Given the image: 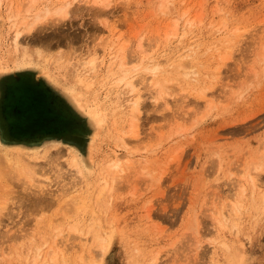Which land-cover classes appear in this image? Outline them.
I'll use <instances>...</instances> for the list:
<instances>
[{"label":"rangeland","instance_id":"rangeland-1","mask_svg":"<svg viewBox=\"0 0 264 264\" xmlns=\"http://www.w3.org/2000/svg\"><path fill=\"white\" fill-rule=\"evenodd\" d=\"M9 1L0 0V14L5 17L28 3ZM46 1L42 0L37 10L65 2L70 6L69 16L54 25L38 27L31 34L24 33L18 47L12 23L0 24V143L14 145L6 131L2 104L6 84L20 71L41 79L56 93L62 108L84 121L86 134L89 121L83 113L79 116L71 103V89L81 90L86 101L90 100V108L101 105L108 116L107 125L96 140L94 152L89 151L90 137L82 134L67 136V140L43 136L21 144L26 149H38L21 155L35 165L41 185L30 186L19 180L18 172L10 170L12 179L8 177L5 182L6 187L10 182L6 194L12 191V196L6 201L3 197L7 196L0 193V264H32L37 248H43L47 240L45 252L55 244L65 251L63 244L68 239L81 245L78 234L70 232L76 224L85 233L98 224L113 235L104 264H213L211 258L218 264H264V200L254 198L249 180L259 178L264 191V171L255 169L264 163V0H104L99 5L92 4L94 0ZM164 4L169 5L168 12ZM189 20L194 24L189 25ZM176 24L179 36L172 35ZM110 30L118 39L121 36L118 47L128 45L129 57L142 44L145 51H156L163 65L170 58L174 62L184 60L197 72L189 80L180 81L182 84L172 82L169 94L157 102L151 97L157 90L140 84L145 107L138 137L130 133V96L120 95V86L115 79L106 78L105 68L83 85L77 76L80 71L81 75L85 73L83 63L94 52L101 55L104 45L108 43L109 48L116 42V37L110 38ZM187 30L188 36L184 35ZM151 39L153 47L149 48ZM41 40L45 44L41 45ZM188 53L187 59H176ZM61 58L68 61L61 65ZM137 73L133 72L136 82L144 81L145 75ZM201 90H206L205 99L200 97ZM118 134L133 155L110 204L103 209L91 200L77 215L69 213L67 201L77 195L91 197L99 169L113 160L115 150L123 154ZM69 147L86 158L89 154L93 157L92 172L76 191L70 190L74 180L71 168L67 169L64 158L57 155L58 148L65 153ZM9 151L8 156L14 158L16 151ZM4 152L0 146V169L8 161ZM243 183L248 192L241 199V210L232 216L229 207ZM216 216L225 228L219 229ZM223 242L226 247H222ZM93 243L90 236L87 248L91 249ZM75 252L66 254L72 264Z\"/></svg>","mask_w":264,"mask_h":264},{"label":"bare ground","instance_id":"bare-ground-1","mask_svg":"<svg viewBox=\"0 0 264 264\" xmlns=\"http://www.w3.org/2000/svg\"><path fill=\"white\" fill-rule=\"evenodd\" d=\"M7 1L10 2L9 0H7ZM47 1L45 2L46 4L48 3ZM62 1H67V0H62ZM27 2H28L27 5L25 4L26 5L25 6L26 8L18 9V11L15 12V13L12 11L13 13H11V14L8 13L7 17H5L2 14H0V24L3 25L6 22L7 23L10 22V23H12V26L16 30L15 31L16 32V40H15L16 46L15 47H18L20 45V42L21 41L19 42V38L24 33L31 34L38 27H42L43 25H54L57 22L64 21L69 16L70 6L68 8V6L65 5V2H60L55 7H53V8H51V7L49 8L48 7L46 9H44V10L40 9V7L37 10V7L42 2V0H28ZM2 3H3V1H2ZM103 3H105L104 0H94V2L92 4L99 5V4H103ZM12 4H13V1H12ZM9 6H8V8H9ZM13 6H15V5H13ZM168 8H169V5L164 4L163 9H165L167 11ZM35 10H37V12L35 13L34 16H31V14H33V12ZM9 11H10V9H9ZM100 14H102V13H100ZM185 14H187V12ZM184 22H185V20H184ZM188 23H189V25H193L194 24V20H192V21L189 20ZM108 30H109V28H108ZM189 32H191V31H189ZM108 33H110V38L116 37V39H117L116 42L114 41V43H113L112 42L113 40H112L110 43L111 44L113 43V45L112 46L110 45L109 48L107 47L108 46V43H107V45H104L106 48H104V50H103V52H104V53H102L103 55L102 54L100 55L97 52H94L93 55L91 56V58L90 59L88 58L89 60L84 61V63H83L84 68H82V69H84L83 72H85V73L81 75L80 72H82V71H80L79 73L77 72L78 74H80V75L77 74V76L80 79V83L83 85L84 81L89 80V78H91L92 75L98 74L101 68H105V70H106L105 71L106 78H108V79H110V78L111 79H115L117 85L120 86V92H119L120 95H126L127 94V95L130 96L129 97L130 99L128 100V106H127L129 108L128 111H127V113L129 114V117H130V120L129 121H130V124H131V125L129 124L130 125L129 127L131 128L130 133H131V135L133 137H138L139 136V133H138L139 123H140V120H141V115L143 113V108L145 107L144 104H143L142 89L140 87L141 86L140 84H142L143 86L145 85L144 87L147 88L148 90H151V89H152V91H153V89L154 90H157L156 91V94L153 93L154 91L151 93L152 99L155 102H157L160 98L165 99V96H167L169 94V91L172 89L171 88V83L172 82H174V83L176 82L177 83V82H180V81L182 82V81L189 80L192 76L197 75V72H193L192 71V67H190L186 62H184V60L183 61L180 60L179 62L178 61L177 62H174L176 60L173 61V59L170 58L171 56L169 57L170 59H168V60L166 59L165 62L167 64L166 65H163L161 63V61L158 60V57H156V54H155L156 51H153V52L149 53V52H147V51L144 50V47H143L142 44L140 45V48L138 47L139 48V51H138L139 53L137 52L136 53L137 55L136 54L135 55L132 54L129 57L128 56L129 54H127V46H128L127 44H123L120 47L117 46V45H119V43H121L119 41V39H120L121 36H119V39H118L113 30H110ZM187 34H188V30H187V32L184 35H187ZM172 35L173 36H177L178 35L177 34V24L175 26V30L173 31ZM152 39L148 41L149 42V48H152L153 47V40ZM231 41H233V40H231ZM40 44L43 45L45 43H43V41L41 40L40 41ZM188 54L186 56H184V54H181L180 56H177L176 59L177 58H181V59L182 58H186L187 59V57H190V54L189 55ZM67 61H68L67 59L61 58L60 59V64L63 65ZM46 68L48 70V67H46ZM193 70H194V68H193ZM194 71H196V70H194ZM32 72H33V70H32ZM133 72H136V73L138 72L140 74L142 73L143 75H145V76H143L144 81L142 80V82L140 81L139 83H137L136 80H135L136 75L134 76ZM102 80H103V78H102ZM24 81L25 82L27 81L26 83H28L30 85H33L36 88H42V87H44V84L41 81V79H39V78H33L29 73L21 72V71H20L19 74H17V76L15 77V79L12 82H10L9 84L7 83L6 85L7 86L16 85V87L19 88V87H21V85H19V84L20 83H24ZM181 82H180V84H182ZM16 83H18V84H16ZM48 86H49V84H48ZM85 87H87L88 89H90V87L88 86V84H86ZM19 89H22V87L19 88ZM43 89H45V88H43ZM70 89L71 88H69V90ZM117 89H118V87H117ZM39 90L36 89V91H39ZM42 90H41V92H42ZM203 90H201V92L199 91L200 92L201 99H205V91L206 90L205 91H203ZM45 92H46V90H45ZM69 92H70L69 93V96H70L71 103H73V105L78 109L79 116H81L80 115V112H81V113L84 114L86 120L89 121L88 133L86 134L85 131H84V121L82 119L76 117L75 116L76 115L75 113H74L75 115L70 114V113H64L65 111L63 112L62 106L59 104V102L57 101V99L55 98V96L51 92L52 99H53V104H54L53 110L57 114H60L61 118L64 117V121L61 120L60 123H56L58 125L55 128L51 126L52 123H53V121L51 122V125L50 126L52 128H54V131H53V129L51 131L52 132L51 135L58 137L59 140H67L66 137L68 135L69 136H72V137H75L76 135H79V134L85 135L87 137H90L89 151L94 152L95 146H96V140L99 137V135L101 133V130H104V127L107 125V121H106V116L107 115L105 114L106 111H105V109H103L101 107V105L98 106L95 109L90 108L89 107L90 104H88V102L90 100L88 102L86 101L85 95L81 92V90H79V89L78 90H76V89H73L72 90L71 89ZM33 93H35V92H33ZM46 93H48V92H46ZM31 95H33V94H31ZM42 95H39V97H41ZM12 96H13V94H12ZM39 97H38V100H41L42 98L39 99ZM61 97H63V96H61ZM8 99L11 100L10 98H8ZM49 99L50 98L48 97V100ZM61 99H63V98H61ZM161 101H163V100H161ZM7 102H8V100H7ZM50 103H51V100H50ZM6 104L7 103H5V105ZM47 106H48V103H47ZM9 108H10V106L7 107L8 113L12 109V108H10V109ZM13 109H15V108H13ZM16 109H18V108H16ZM121 109H122V107H121ZM12 110H11V112H12ZM18 110H20V109H18ZM47 110H49V109H47ZM49 111H51V110H49ZM5 113H6L5 115L8 114L7 111H5ZM52 113H51V116H54L56 114V113L55 114L53 113L54 115H52ZM14 114H11V115L13 116ZM18 114L19 113L16 112L15 115H18ZM19 116L22 117V115H19ZM56 116H58V115H56ZM81 117H83V116H81ZM10 118L12 120V117H10ZM51 119H50V121H51ZM127 123H129V122H127ZM112 126H114V125H112ZM113 129H114V127H113ZM27 130L28 129H26L25 131L27 132ZM6 131L8 133V136L10 137V139L14 142V145H16V146H14V145L13 146L12 145H8L4 141H3V143H0V146L2 148H4V150H5V152H4V154H5L4 155V158L5 159L7 158L6 160H8V161H6L7 164L3 168L0 169V193H3V195L5 194L7 196V194H6V193H8L7 187L9 188L10 182L9 183L7 182V184H9V185L6 187V182L5 181H6V178H8V177H9V179H12V177L9 176L10 173H11L10 172L11 169H12V171L14 169V171L16 173L18 172V174H19L18 176L20 177L19 180L21 179L26 184L28 183V184H30V186L32 184V186H37V187H39L41 185V183L36 178L37 171L34 168L35 165L32 166L33 163H31V165H30V162L31 161H28L29 162L28 163L27 162V159L28 158H25V160L27 162L26 163L25 160L22 158L23 155H21V152L25 153V151H26V152H33V153H35V152L38 151V149H33V148L26 149L25 148L26 146L23 147L21 144H23V142L26 143L27 141L38 140V138H41V137L45 136L44 134H46L47 131L45 133H44V131H41L40 129L33 130V131L29 132V133H23L25 131H23V132L21 131L20 133H15L17 130L14 131V133L11 132V130H6ZM123 131H126V130H123ZM118 132H119V130H118ZM127 133H129V132H127ZM117 136H119V134ZM117 139L121 143L118 147H119L120 151L123 152V154L120 155L119 152H118L119 150L118 151L115 150L114 151V153H115L114 155L115 156H114L113 160L111 162L106 163L107 165H105L101 169H99V171L97 173V178H96L97 179L96 180L97 182H96V184L94 183L95 185L92 187V188H95V189H92V191L95 190V193L94 194L93 193L92 194H89L91 197L77 195V196L71 197L67 201L69 203V208H68V206H66V207L68 208L67 211L69 213L75 214L76 212L78 213L80 209H82V208L85 209V207H87V203H88L87 201L90 202L91 200L94 201L98 206H100V208H103V209L104 208H107L108 205L110 204V200L109 199H110L111 195H113V192H115V190H116V187H117V184H118V181H119L120 176L123 175L122 174L123 172L127 171L126 168H129L130 167V164H131V158L130 157L133 155L132 152L130 151V149L128 148V145L126 144L124 137L121 135ZM43 142H41V143H43ZM27 143H29V142H27ZM36 144H38V143H36ZM56 145H62V144L56 143ZM37 147H39V145ZM40 147H41V145H40ZM69 148L70 149H68L67 152H65V153L62 150L63 148L62 149L61 148H58L57 155H61V157L64 158L65 164L67 163V165L69 166V168H67V169H70L71 168V170H72V172L74 174L73 175L74 178L72 177L74 180L72 182V185H71L70 190H72V191L75 190L76 191L77 187L78 186H81L86 181L87 177H89L88 175L90 174V172H92V163L93 162L91 160H93V157L90 156L92 154H89V156L86 158V157L82 156L80 154V152L77 151L78 149L76 150L74 147H69ZM12 149L14 151H16V153H14V154H16V155H14V158H10L12 156H8V151L9 150H12ZM9 153H10V151H9ZM44 156H46V155L44 154ZM23 157H25V155ZM38 160H40V159H38ZM36 165H38V164H36ZM56 165H54V166H56ZM96 166H95V168H96ZM98 167H99V165H98ZM255 169L256 170H260L261 172L264 171V163H260V164L256 165L255 166ZM57 170H58V168H57ZM13 174H11V176H13ZM249 175H251V174H249ZM249 175H248V178H249ZM243 176H245V175H243ZM243 176H242V178H244ZM14 179H16L15 176H14ZM257 179L259 180V178H257ZM257 179L256 178L249 179V180H252L251 181L252 183H250L253 186L252 187V192L254 194V198L255 199H258V200L259 199H262V200H264V191L263 192L261 191V189L263 188V183L260 184ZM246 182H248V181L245 180V183ZM236 184H239V182L236 183ZM237 186H239V185H237ZM239 188H240V192H239L238 197L236 198V196H234L235 198H233V199L235 201H232L233 203H231V206L229 207V208H231L230 209L231 211H228V213L231 214L232 216H234V215L237 216V214L239 213L237 211L241 210V204H242L241 203L242 202L241 199H243V197H244V195H245V193L247 191V186L244 185V183ZM11 192L9 191V195L7 197H3L6 201L10 198V196H12ZM78 193L81 194V192H78ZM78 193H76V194H78ZM64 197H66V196H64ZM24 198H25V196H24ZM93 198H94V200H93ZM257 202H259V201H257ZM261 203L263 204V202H261ZM262 204H260V205H262ZM93 208H94V206L91 205V209L92 210H94ZM2 209L3 208L0 206V215H1ZM87 209H89V208H87ZM91 209H89V210H91ZM220 214L221 215L223 214V218L224 219L226 217L229 220L228 216H225L226 214L222 213V211L220 212ZM75 215H77V214H75ZM214 215H216V213ZM217 216H220V215L217 214ZM216 217H215V219L217 221H219V222L216 221L217 224L219 223L220 226L221 225L224 226L223 225V222H222L223 220H220L219 217H217V218ZM50 218H51V216H50ZM218 218H219V220H218ZM93 224H94V222H93ZM76 225L75 226H72L70 228V232H74L75 234H78V236L80 237L81 242H82L81 245H79V243L77 244V241H75L73 239H68V241L64 242V244H63L65 251L64 250H60V248L57 247L58 244L57 245L56 244L55 245L53 244L54 247L53 246L50 247L49 250L47 252H45L43 248H46L45 245L46 246H49V245H47V244H49V241L48 240L47 241H44L43 248L42 247H38L37 250H36V252H35V255H33V260L31 261L32 264H59V262H61L62 264H72L71 257H68L69 255H66L70 251H74V252L76 251L75 252L76 261L74 262L75 264H104L103 262H104L105 256L109 253V251L111 249L112 241H113V238H114L113 235L111 233L109 234L108 232H106L105 230H103L100 226H98V224H95V225L90 226L91 228H87V229H89V231L87 230L88 233H85L84 231H81L80 229L78 230V227L79 226H76ZM218 225H217V227H218ZM52 226H53V224H52ZM222 226L219 227V229L220 228L221 229L225 228V227L222 228ZM49 228H50V226H49ZM48 235H49V233H48ZM90 236H91L92 241L94 243H93V247L91 249H88L87 248L88 247L87 246V242L90 241ZM218 241H219V239H218ZM52 242H54V241H52ZM85 242H86V244H85ZM219 244H220V242H219ZM225 244L223 242L222 243V245H223L222 247H224ZM41 245H42V243H41ZM214 248H216V247H214ZM15 250L17 251V249H15ZM16 251H14V252H16ZM224 252H226V251H224ZM66 256L68 258H66ZM233 259H235V258H233ZM211 260H212V263L213 264H218L219 263V262L218 263L215 262V258H214V260L211 258ZM73 261H74V259H73Z\"/></svg>","mask_w":264,"mask_h":264},{"label":"trees","instance_id":"trees-1","mask_svg":"<svg viewBox=\"0 0 264 264\" xmlns=\"http://www.w3.org/2000/svg\"><path fill=\"white\" fill-rule=\"evenodd\" d=\"M27 82V81H26ZM24 81V83H20L19 85H21L22 89H19L21 87H16V85L13 86H6V98L5 101L2 104V113L4 116V120L6 123V130H11V132L14 133V131H16L15 133H20L21 131H25L26 129L27 132H23V133H29L33 130H37L40 129L41 131H44V133L46 132V134H44L45 136H50L52 134V129L54 131V128L58 125L56 123H60V121H64V117L61 118L60 114H57L53 108H54V104H53V99H52V95L51 92L48 88H46L45 86L42 88H36L33 85H30L28 83H26ZM14 84V83H13ZM18 84V83H16ZM23 84V85H22ZM9 87V88H8ZM17 88V89H16ZM45 88V89H43ZM19 89V90H18ZM39 90V91H36ZM44 91H43V90ZM42 90V92H41ZM48 92L46 93L45 92ZM10 91V92H9ZM13 91V92H12ZM12 92V93H11ZM35 92V93H33ZM40 92V93H39ZM11 93V94H10ZM39 93V94H38ZM13 94V96H12ZM33 94V95H31ZM43 94V95H42ZM46 94V95H45ZM52 94L54 96H57L56 93L52 92ZM39 95H42L41 97H39ZM49 95V96H48ZM41 100H38V97ZM45 96V97H44ZM47 96V97H46ZM36 97V98H35ZM48 97L50 98L48 100ZM8 98H10L11 100H9ZM57 99V97H55ZM38 101H37V100ZM8 100V102H7ZM51 100V103H50ZM58 100V99H57ZM48 106H47V103ZM5 103H7L5 105ZM15 103V104H14ZM32 103V104H31ZM16 105V106H15ZM10 108H15V109H11L8 113L7 107ZM12 106V107H11ZM51 106V107H50ZM9 108V109H10ZM20 110H18V109ZM4 109V110H3ZM26 111H25V110ZM51 111H49V110ZM63 109V108H62ZM17 110V111H16ZM23 110V111H22ZM5 111H7V115H5ZM65 111V112H64ZM17 113H19L18 115H15ZM21 112V113H20ZM55 114H53V113ZM64 113H69L68 111H66L65 109H63ZM15 113V114H14ZM52 115L54 116H51ZM11 114H14L13 116ZM11 115V116H10ZM19 115H22L19 116ZM58 115V116H56ZM12 117V120L10 117ZM15 116V117H14ZM7 117V118H6ZM58 117V118H57ZM52 118V119H51ZM55 118V119H54ZM49 119V120H48ZM51 119V121H50ZM8 121V122H7ZM53 121L52 125L51 122ZM11 122V123H10ZM49 122V123H48ZM14 123V124H13ZM56 125H55V124ZM47 125V126H46ZM54 127V128H52ZM46 126V127H45ZM10 127V128H9ZM13 127V128H12ZM43 127V128H42ZM12 128V129H11ZM18 128V129H17ZM45 128V129H44ZM14 129V130H13ZM25 129V130H24ZM51 132V133H50ZM52 136V135H51ZM69 136V135H68ZM42 138V137H41ZM59 139V138H58ZM66 142V141H65Z\"/></svg>","mask_w":264,"mask_h":264}]
</instances>
